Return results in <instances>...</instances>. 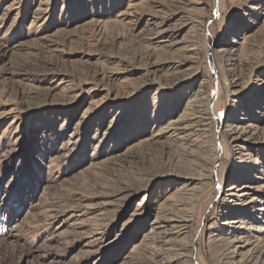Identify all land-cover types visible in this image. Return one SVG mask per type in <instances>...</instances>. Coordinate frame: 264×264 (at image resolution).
Returning a JSON list of instances; mask_svg holds the SVG:
<instances>
[{
    "label": "rangeland",
    "instance_id": "374dc122",
    "mask_svg": "<svg viewBox=\"0 0 264 264\" xmlns=\"http://www.w3.org/2000/svg\"><path fill=\"white\" fill-rule=\"evenodd\" d=\"M262 259L264 0H0V264Z\"/></svg>",
    "mask_w": 264,
    "mask_h": 264
},
{
    "label": "bare ground",
    "instance_id": "6f19581e",
    "mask_svg": "<svg viewBox=\"0 0 264 264\" xmlns=\"http://www.w3.org/2000/svg\"><path fill=\"white\" fill-rule=\"evenodd\" d=\"M183 25H185V24H183ZM188 51L192 52L191 49H189ZM204 116H209V114L208 113H204ZM237 118H238V120H241L243 117L238 116ZM200 125L202 126V124H199V126ZM204 125H206V124H204ZM169 222H173L174 223L173 224V230L175 231L174 234H176L177 237H179L181 235H187V234H189L191 232V228L192 227H190V223L192 222V220H191L190 217H177L175 219L168 220V223ZM242 241L243 240H242L241 237L234 236V237H231V240H230L229 244L232 243L234 245H236V244L239 245V246H237V245L235 246V252H237V249H238V252H239V249H244L245 246H248L250 244L249 241H246V242H242ZM263 261L264 260L262 259L261 262H263ZM182 264H189V263L186 261L185 263H182Z\"/></svg>",
    "mask_w": 264,
    "mask_h": 264
}]
</instances>
